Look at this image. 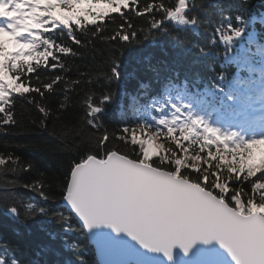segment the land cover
Listing matches in <instances>:
<instances>
[{"label": "snow or ice", "instance_id": "1", "mask_svg": "<svg viewBox=\"0 0 264 264\" xmlns=\"http://www.w3.org/2000/svg\"><path fill=\"white\" fill-rule=\"evenodd\" d=\"M250 2L234 0L227 7L217 3L214 15L219 22L205 47L168 27L171 23L194 33L206 28L198 15L204 7L202 0H0L3 134L18 124V97L41 115V127H47L52 105L60 114L57 119H63L74 107L68 103V93L85 81L67 77L69 69L61 55L77 57L81 53L73 45L87 49L97 40L108 46L105 67L95 80L87 75L90 87H85L81 107L88 131L69 117V123L76 126L70 127L62 144L76 156L61 182L44 174L30 182L22 179V174L34 171V164L21 163L20 156L0 151V211L19 225L13 229L15 234L21 235V229L32 234L30 222L46 217L63 222L65 233L82 231L95 245L102 264H152L154 255L175 264L176 248L189 257L198 242L212 241L227 252L232 264H264V71L258 80L251 75L244 78L241 72L258 70L247 58L233 54L237 47L243 50L246 41L253 42L256 18L242 15ZM132 15L147 17L146 28H137ZM259 23L264 25V15ZM106 24L116 25L110 34H106ZM52 33L66 35L70 43L57 40ZM158 37L172 42L177 59L193 50L197 58L208 56L219 43L225 61L237 67L235 79L220 72L208 78L203 90L190 92L187 77L181 81L183 86L176 83L180 77L176 71L165 78L158 95H150L152 84L140 80L138 93L124 94L133 113L131 122L110 133L102 114L115 100L111 85L121 79L124 50L139 62L141 52L136 45L156 42ZM144 59L150 70L158 72L151 56ZM41 69H59L64 74L42 76ZM146 97L147 102L141 103ZM114 141L124 148L131 145L132 150L122 151ZM205 151L206 156L201 155ZM17 188L45 201L59 200L68 214L33 203L25 206ZM73 218L78 228L72 226ZM38 227L49 242L41 243L36 255L49 258L27 264H62L52 243L55 234L46 231L43 221ZM102 227L110 228L117 238L124 234L135 241L144 257L114 259L98 231ZM62 240L73 251L75 264H88L78 244L70 243L67 236ZM33 243L25 241L28 247ZM0 248V264H22L16 255L20 245Z\"/></svg>", "mask_w": 264, "mask_h": 264}, {"label": "trees", "instance_id": "2", "mask_svg": "<svg viewBox=\"0 0 264 264\" xmlns=\"http://www.w3.org/2000/svg\"><path fill=\"white\" fill-rule=\"evenodd\" d=\"M156 2H159V0H156ZM202 2L204 7L202 10H198V15L207 25L206 28L202 27L198 33H194L192 30H179L177 26L171 23L168 27L172 28L173 31H179V34L182 37L186 36L189 41L207 47L209 40L214 34V27L219 22V17L214 15L216 11L215 5L221 3L227 7L229 4L234 3V0H202ZM232 12L235 14V9H232ZM242 15L246 19L256 18L253 29L255 39L252 43H247L246 41L243 50L237 47L233 54L247 58L251 66L258 70L251 74L243 71L240 73L241 76L248 78L251 75L253 79L258 80L261 78V71H264V25L259 23V17L264 15V0H251L250 6ZM146 19L147 17L139 18L132 15V22L137 28H146ZM119 22V19H117V24ZM115 26L113 24H106L105 27L108 29V33L106 34H110ZM52 35H55L57 40L63 39L70 43L66 35L63 37L55 33H52ZM73 47L81 55L77 57L61 55L62 61L65 62L67 69H69L66 75L70 80L79 78L83 79L85 83L68 93V103L74 105L71 111L65 113L63 119H57L60 114L55 111L56 105H52L53 112L47 122V127L44 128L40 126L41 115L18 97L15 105V115L18 121L17 126L9 128L8 134L0 132V151L6 150L12 152L14 155L20 156L21 163L31 161L34 164V171L32 173L22 174V179H27L29 182L32 178L39 177L40 174H44L49 179L54 178L57 183L63 180L62 174L67 171L70 163L76 156L75 151L69 153L62 144L63 136L68 133L70 127L76 126L69 123V117L78 122L79 128L84 129L85 132L88 131L86 125L82 122L84 110L81 107L84 95L87 94L85 93V87H90L86 84L87 75L90 74L92 79L95 80L99 74V70L105 67V61L108 59L105 53H107L108 46L97 40L94 45L89 46L87 49L74 45ZM136 47L141 52L139 62L131 60L127 49L124 50L125 54L122 57L124 65L121 69V79L118 83L114 82L111 85L112 90L116 92L115 100L106 106V110L102 114V123L110 133L118 130L122 123L131 122L133 113L128 108L129 100L124 94L138 93V81L140 80L152 84L153 91L150 95H158L165 78L173 77L176 71L180 73V77L176 80V83L183 86L181 81L187 77L188 91L190 92L194 89L203 90L208 83V78H215V74L217 73L224 72L229 80H234L236 76V65L225 61L222 55L224 48L219 43L212 47L208 56L202 58H197L193 50L188 52L186 56H181L177 59L176 50L172 48V42L166 37H158L156 42L145 41L140 45H136ZM148 56H151L152 65L158 72L149 69L148 63L144 59ZM81 73H85V76L81 77ZM56 74L64 73H61L59 69L56 72H48L41 69L42 76H53ZM61 87H64V85H61ZM67 87L71 88L72 85L68 84ZM91 90L97 91V89ZM59 98L57 97V99ZM148 98L146 97L141 103H146ZM122 100L124 105L123 109L121 107ZM114 143L118 144L122 151L128 152L132 150L131 145L124 148L119 142L114 141ZM35 145H41L43 147L38 150ZM112 146V144L109 145V147ZM212 150L215 151V148L213 147ZM201 155L206 156V151L201 153ZM212 163H215V161ZM58 192L59 189H57V195ZM16 194L23 198L25 206L27 203H33L37 206L49 208L51 211L68 214V210L61 206L59 200L55 202L45 201L38 195L27 192L22 188H17ZM40 221H43L47 232L55 234L56 240L52 243L55 244L59 252L57 258L62 264L64 262L75 264L76 261L73 251L63 246L62 238L65 236H67L70 243H76L81 247L84 259L87 260L88 264H99L94 248L82 231L65 233L63 231V222L56 219L50 220L46 217H39L37 220L30 222L33 230L32 234H29L26 229H21V235L18 236L13 229L19 227V225L9 220L3 211H0V245H6L10 248L20 245V251L16 255L22 264H27V262L33 260L43 261L49 258L44 254L40 256L36 255L39 245L49 242V238L43 232H40L38 227ZM71 224L74 228L79 227L78 221L75 218H73ZM25 241H34V243L32 247H28ZM2 251L3 249L0 248V252Z\"/></svg>", "mask_w": 264, "mask_h": 264}, {"label": "water", "instance_id": "3", "mask_svg": "<svg viewBox=\"0 0 264 264\" xmlns=\"http://www.w3.org/2000/svg\"><path fill=\"white\" fill-rule=\"evenodd\" d=\"M61 206L67 209L62 202ZM102 233V239L106 241L111 250L114 252L113 258L116 260L137 259L144 257L145 253L135 241L130 240L124 234L118 238L112 234L110 228H101L98 230ZM90 242V241H89ZM99 264H102V258L97 254L95 245L92 244ZM175 264H232L227 252L219 245L217 241L205 245L198 242L189 257H184L179 248L175 250ZM152 264H169V262L160 255L150 257Z\"/></svg>", "mask_w": 264, "mask_h": 264}]
</instances>
